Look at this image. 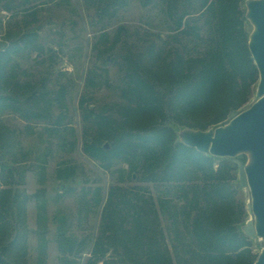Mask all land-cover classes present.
<instances>
[{
    "label": "rangeland",
    "instance_id": "1",
    "mask_svg": "<svg viewBox=\"0 0 264 264\" xmlns=\"http://www.w3.org/2000/svg\"><path fill=\"white\" fill-rule=\"evenodd\" d=\"M4 2L11 3L12 8L6 11L0 5V51L32 32L36 34L33 43L40 47L39 51L22 48L18 55H12L5 77L0 81V96L16 93L22 112L39 114V117L24 119L15 110L0 113V133L5 146L0 151V167L16 169L18 183L13 189L19 201L25 200L17 219L22 249L17 248L14 253L22 255L23 264H85L93 256L91 250L97 238L109 231L105 218L109 192H146L157 210L161 199L175 201L178 195L175 191H164L166 184L143 180L142 169H132L120 159L104 167L101 161L86 154L84 146L88 141L99 148L108 144L107 151L114 142L104 135L92 117L104 115L120 119L118 111L126 106L121 88L127 81L130 62H138L143 75L147 74L144 71L160 74L165 70L163 61L173 60L176 50L187 60L205 52L207 46L204 48L199 40L190 39L187 44L183 37H178L174 23L178 15H186L183 22L195 25L203 40L212 35L213 22L208 12L199 16L196 1ZM238 5L239 11L245 12L243 0ZM244 28L250 33L248 24ZM161 85L159 88L164 90L165 82ZM256 86L255 83L244 95L236 112L252 104ZM32 93L44 94V97L39 103L31 102L28 97ZM228 116L217 125H211V116L203 123L219 126ZM232 176V182L237 183L238 170L234 169ZM235 199L244 208V222L249 218L248 192L238 189ZM166 214H159L158 226L177 264L175 250L173 253L171 249V220ZM8 220L15 223L11 216ZM115 223L121 230H133L130 217L124 223L115 219ZM182 225L177 228L183 229ZM10 237L13 238L12 231ZM63 237L74 244L72 253L60 248ZM250 247L251 255L257 257L263 243L252 241ZM104 249L107 253L102 260L106 264H132L130 259L145 261L141 255L134 254L139 250L131 241L116 239ZM126 249L133 252L132 258ZM102 260L97 264H102Z\"/></svg>",
    "mask_w": 264,
    "mask_h": 264
},
{
    "label": "trees",
    "instance_id": "2",
    "mask_svg": "<svg viewBox=\"0 0 264 264\" xmlns=\"http://www.w3.org/2000/svg\"><path fill=\"white\" fill-rule=\"evenodd\" d=\"M185 1H196L199 16L204 12L210 14L213 33L203 40L195 25L183 22L186 15H178L174 22L178 37H183L187 44L190 39L199 40L204 48L207 46L205 52L187 60L176 50L173 60L163 61L165 70L160 74L144 71L147 74L143 75L138 62H130L127 81L121 88L126 106L118 111L120 119L104 115L92 117L104 135L113 138L111 150L96 147L90 141L84 146L85 153L101 161L104 167L120 159L132 169H142L143 180L166 184L163 190L175 191L177 198L175 201L161 199L160 210H157L146 192H109L105 208L109 231L97 238L91 250L93 256L85 264H97L104 259L107 253L104 246L116 239L131 241L139 250L134 254L145 258L143 262L130 259L132 264H174L158 226L161 213H167L171 220V249L173 253L175 250L177 264H254L257 258L251 255L252 240L240 231L246 214L235 199L238 189L232 182L233 170H238V166L228 159L190 149L176 136L180 128L202 131L211 128L210 124L203 123L208 116L212 117L211 125H217L226 114L236 112L241 99L257 83L258 70L248 52L249 33L244 28L249 23L244 18L245 12L239 11V0ZM2 2L0 0L1 7L10 11L11 3ZM35 38V33H28L10 48L0 51V81L5 77V68L12 61V55H18L23 49L40 50L33 43ZM8 81L6 79L5 83ZM163 82L165 86L161 90ZM41 97L44 94L32 93L28 100L39 103ZM20 104L16 93L0 96V113L15 110L24 119L39 117L34 111L22 112ZM2 135L1 132L0 151L5 148ZM240 158L245 161L243 156ZM0 169L3 172V175L0 173V264H23L22 255L14 252L22 249L17 219L25 200L19 201L13 189L18 183L16 169L5 165ZM9 216L16 225L10 223ZM129 217L134 224L132 231L116 228L115 219L124 223ZM179 224H183V229L177 228ZM63 238L60 248L72 253L74 244ZM175 243L180 246L175 248ZM126 251L132 258L133 252ZM102 264L106 261L102 260Z\"/></svg>",
    "mask_w": 264,
    "mask_h": 264
},
{
    "label": "water",
    "instance_id": "3",
    "mask_svg": "<svg viewBox=\"0 0 264 264\" xmlns=\"http://www.w3.org/2000/svg\"><path fill=\"white\" fill-rule=\"evenodd\" d=\"M244 18L251 31L248 52L258 70V81L252 104L239 112H231L219 126L176 130L178 141L201 154L228 159L238 166L237 189H245L248 219L240 231L252 241H261L263 247L254 264H264V0H244ZM108 150V144L103 146ZM243 156L242 163L237 159Z\"/></svg>",
    "mask_w": 264,
    "mask_h": 264
}]
</instances>
